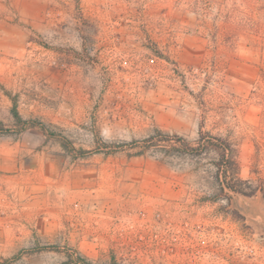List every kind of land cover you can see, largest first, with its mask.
I'll use <instances>...</instances> for the list:
<instances>
[{
	"label": "rangeland",
	"instance_id": "obj_1",
	"mask_svg": "<svg viewBox=\"0 0 264 264\" xmlns=\"http://www.w3.org/2000/svg\"><path fill=\"white\" fill-rule=\"evenodd\" d=\"M0 264H264V0H0Z\"/></svg>",
	"mask_w": 264,
	"mask_h": 264
},
{
	"label": "trees",
	"instance_id": "obj_2",
	"mask_svg": "<svg viewBox=\"0 0 264 264\" xmlns=\"http://www.w3.org/2000/svg\"><path fill=\"white\" fill-rule=\"evenodd\" d=\"M16 116L18 117V121H21L19 114L16 112ZM166 139H170L168 135H164ZM154 136H150L148 140H152ZM176 140H178L179 145L176 148L182 152H188L189 149L195 150L197 154H203L205 149H208L209 146H206L203 141V135L200 136L199 145L195 148L191 147L188 141L183 137L175 136ZM218 143H212L214 149L218 153V163H217V177H219L220 172L224 176L225 185L221 187V190L224 192L227 188L230 191L237 193L248 194L244 188L241 187V183L244 181L237 177L236 172L232 170L233 162L231 159L232 148L230 144L222 138L217 137ZM211 142V141H210ZM181 149V150H180Z\"/></svg>",
	"mask_w": 264,
	"mask_h": 264
}]
</instances>
